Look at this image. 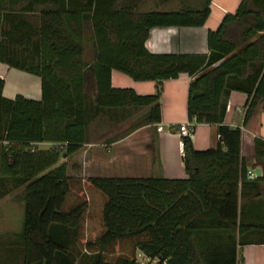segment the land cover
I'll use <instances>...</instances> for the list:
<instances>
[{
  "label": "trees",
  "instance_id": "trees-1",
  "mask_svg": "<svg viewBox=\"0 0 264 264\" xmlns=\"http://www.w3.org/2000/svg\"><path fill=\"white\" fill-rule=\"evenodd\" d=\"M210 1L200 9L136 12L117 0H0V62L41 85L38 101L10 99L0 78V199L8 186L23 187L22 228L4 253L20 264H134L136 249L167 264L238 263L237 236L252 227L238 221V188L264 181V140H253L263 175L251 182L241 130L224 117L231 91L247 95L244 123L264 100V0H241L208 30L206 54H152L144 46L153 27L202 26ZM27 13H36L35 23ZM112 70L154 81L155 93L113 88ZM181 73L190 77L192 133L203 123L218 135L217 145L202 151L182 138L186 178L71 179L59 161L88 143L91 119L147 109L143 123L158 124L162 82Z\"/></svg>",
  "mask_w": 264,
  "mask_h": 264
},
{
  "label": "crops",
  "instance_id": "crops-1",
  "mask_svg": "<svg viewBox=\"0 0 264 264\" xmlns=\"http://www.w3.org/2000/svg\"><path fill=\"white\" fill-rule=\"evenodd\" d=\"M241 0H211L209 4V15L202 26H168L153 27L149 30L144 46L152 54H206V34L208 30H215L226 14H234ZM203 0L194 3L192 0H117L118 7H131L136 12L161 11L173 12L180 9H200ZM36 13H27L28 21H34ZM92 55L90 47L86 51V60L91 61ZM0 78L4 80L2 95L6 98H13L22 95L33 100L41 99L40 79L37 76L9 68L0 62ZM110 82L113 88H129L137 95H151L155 93L156 85L154 81H134L127 75L112 70ZM190 77L181 73L175 79H168L162 82L160 104V122L155 125L144 123L135 126L132 133L124 135L122 138L107 140V146L112 149L113 161L118 157L117 147H126L129 150L125 156L133 157L137 155L140 169L147 159L150 161V172L142 177H162L167 179H184L187 177L183 164L182 154L179 150L178 127L181 124L189 123L186 114V102ZM92 96V92H90ZM247 95L239 91H231L227 103L224 117V124L229 127H238L241 130V157L244 159L246 171L260 169V176L263 175L262 166L254 159L253 140L261 138L264 140V100L257 105L253 115L244 123L246 111ZM144 110V115L147 109ZM131 108L112 109L105 114H99L101 125L100 133L103 134L106 123L116 126L123 125L129 120ZM157 125L162 126V131L157 130ZM151 128V131L144 132ZM136 132L143 133V140L139 144H134L133 135ZM105 133V132H104ZM89 134V128H88ZM100 134V136L102 135ZM99 136V137H100ZM89 137V136H88ZM193 148L197 151L214 148L218 142L216 126L207 124H197L190 136ZM52 143H37L34 146L38 149H47L53 146ZM96 145L95 141H88L73 155H81L86 152L89 155L88 162L95 161L92 151ZM153 145L154 154L148 146ZM110 151V150H109ZM134 153V154H133ZM72 155V156H73ZM154 155V159H153ZM71 156V157H72ZM91 156V157H90ZM129 161V159L127 160ZM60 162V161H59ZM114 162V161H113ZM154 171L155 174L151 175ZM135 177V176H129ZM141 177V176H138ZM258 177V178H259ZM89 178V177H88ZM254 178H257L256 176ZM248 179V180H254ZM238 221L252 226L249 227L241 238L237 236L236 255L237 264H264V181L257 182L256 185L247 183L242 188H238ZM240 239V240H239Z\"/></svg>",
  "mask_w": 264,
  "mask_h": 264
},
{
  "label": "rangeland",
  "instance_id": "rangeland-1",
  "mask_svg": "<svg viewBox=\"0 0 264 264\" xmlns=\"http://www.w3.org/2000/svg\"><path fill=\"white\" fill-rule=\"evenodd\" d=\"M192 1L194 3L198 2V0ZM144 112V110L130 111L129 120L120 126L106 123L103 127V134L100 133L101 127L98 126L101 125V122L98 120L99 118L94 117V119H91L88 127V136L90 141H95L96 143L93 147L95 151H92L91 153L95 161L88 162L87 159L89 158V155L86 154V152L81 155H73L68 159H60V162H66L67 174L71 179L82 180L84 182L88 177L95 176L142 177L148 175L151 171L150 161L146 159L145 164L139 169L137 161L142 162L143 160H141V158L139 160L137 155H133V157H128L129 161H127L128 159L121 155H126L129 150H126V147L120 145L116 148L119 151L118 157L116 156L115 159H113L114 162H107L108 159L112 158V149L110 146H107V140L118 137L122 138L128 133H132L131 131L134 130L135 126L143 123ZM149 130L151 131V128L145 129L144 132ZM100 134L102 135L100 136ZM143 136L142 132H136L133 135V140L136 142L134 144H139L140 140H143ZM141 162L140 166L142 165ZM151 175L158 174H155V172L152 171ZM8 188L9 190L7 194L0 199V264H20L19 257L14 253L13 255H7V253L4 252L11 247V244L9 243L14 240L13 234L20 232L22 228L23 187L10 185ZM77 257L79 256L77 255Z\"/></svg>",
  "mask_w": 264,
  "mask_h": 264
},
{
  "label": "built area",
  "instance_id": "built-area-1",
  "mask_svg": "<svg viewBox=\"0 0 264 264\" xmlns=\"http://www.w3.org/2000/svg\"><path fill=\"white\" fill-rule=\"evenodd\" d=\"M190 127H191L190 123L181 124L178 127L177 133H178L179 138H180L179 150H180L181 154L183 153V146H184L182 138L191 136L192 131H191ZM162 129L163 128L161 125H157L158 131H162ZM246 176L248 179H252L255 177V172L253 170L247 171ZM133 259H134V264H167L166 259H162L159 256H153L152 257L140 249L135 250Z\"/></svg>",
  "mask_w": 264,
  "mask_h": 264
},
{
  "label": "water",
  "instance_id": "water-1",
  "mask_svg": "<svg viewBox=\"0 0 264 264\" xmlns=\"http://www.w3.org/2000/svg\"><path fill=\"white\" fill-rule=\"evenodd\" d=\"M254 172H255V176L258 178L260 176V169L255 168Z\"/></svg>",
  "mask_w": 264,
  "mask_h": 264
}]
</instances>
